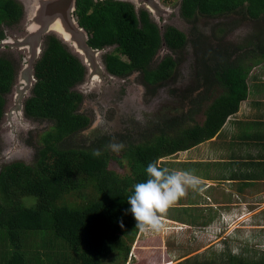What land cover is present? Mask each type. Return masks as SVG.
Masks as SVG:
<instances>
[{"label": "trees", "instance_id": "obj_1", "mask_svg": "<svg viewBox=\"0 0 264 264\" xmlns=\"http://www.w3.org/2000/svg\"><path fill=\"white\" fill-rule=\"evenodd\" d=\"M75 5L74 17L87 32L88 44L111 48L102 55L108 73L118 78L138 73L143 85L156 92L178 64L167 54L152 66L158 51L165 46L177 54L191 44L203 93L187 90L179 107H166L165 113L161 109L142 127L139 140L120 135L124 147L117 155L108 147L113 137L107 134L70 145V139L91 123L78 110L83 96L74 89L84 81L85 68L55 36H45L23 111L49 126L38 135L32 163L0 165V264H124L139 231L127 211V198L135 184L148 178L147 165L166 167L161 159L215 137L246 99L250 69L264 60L261 30L242 45L216 39L212 46L200 33L188 38L173 26L161 34L149 12L135 10L129 2L76 0ZM179 11L188 23L230 14L260 27L264 22V0H180ZM22 16L19 2L0 0V41L5 37L2 28L19 24ZM16 68L13 59L0 55V121ZM197 114L203 116L200 123L194 119ZM93 149L102 155L94 157ZM124 159V175L109 168L111 160L124 168ZM255 162L258 173L262 164ZM74 195L80 201L69 199ZM26 198H33L30 205Z\"/></svg>", "mask_w": 264, "mask_h": 264}, {"label": "rangeland", "instance_id": "obj_2", "mask_svg": "<svg viewBox=\"0 0 264 264\" xmlns=\"http://www.w3.org/2000/svg\"><path fill=\"white\" fill-rule=\"evenodd\" d=\"M19 2L24 9L27 5L24 0H15ZM159 7L155 11L150 10L146 4L136 5L138 9H145L149 12L152 20L158 25L161 31L166 26H173L178 30L184 32L188 38L191 37L193 32H198L206 38V42H210L212 46H216V39L222 43L242 45L246 39L259 33L264 27H260L256 22L250 20H241L234 14L226 15L224 17H199L196 22L188 23L180 16L179 2L180 0H157ZM135 6V5H134ZM23 18V17H22ZM25 18V16H24ZM23 18V19H24ZM233 22L235 23L233 25ZM264 24V23H263ZM261 28V29H260ZM6 38L18 40L25 36V20H21L19 24L7 28H2ZM4 37V38H5ZM208 42V43H209ZM111 48L105 49L99 55L102 60V55L110 51ZM173 55L178 60L177 67L173 77L167 83L160 87L156 92L152 88L145 87L142 83L138 73L127 76L125 78H118L112 76L95 75L88 73L85 80L77 85L74 89L80 92L83 96L78 110L89 117L91 123L89 126L77 133L71 138L70 145L81 143L84 138L93 137L96 134H107L112 136V143H120V135H130L131 139L137 141L140 139V130L151 120L155 114L160 110L165 113L169 108L166 107H179L180 96H185L186 91H193L194 94H202L203 89L197 84L196 75L194 72L196 63V54L191 44H188L181 52L173 54L169 49L163 46L157 53L152 66H155L165 55ZM0 55L7 56L13 59L16 63L18 76L12 91L6 97V106L3 116L0 121V165L10 163L13 161H21L25 164H30L33 161L35 146L37 143L38 135L49 126L46 121L32 120L26 117L23 113L19 112L21 107L18 105L17 98L28 96L30 91L22 89L24 68V59L27 57L25 50H20L18 47H0ZM102 63V62H101ZM20 80V83H17ZM219 90H215L214 95H217ZM24 98V99H25ZM179 98V101H178ZM187 105V104H186ZM196 122L200 123L203 120L201 114L194 116ZM143 127V128H142ZM111 150V149H110ZM111 153H117L111 150ZM167 159V158H166ZM125 167L121 168L113 160L109 162V168L117 173L125 174L126 160L124 159ZM161 165H167L171 168L170 163H165V160H160ZM219 166V165H218ZM219 167L211 168L210 165H205L199 168L204 177L213 175L218 177ZM191 171V168L187 169ZM194 170V173L198 171ZM211 179V178H210ZM214 187H210L207 192L219 195V199L226 203L231 200L230 189L226 190V185L232 187L229 182L222 180H215ZM238 186H242V180L236 182ZM250 185V184H249ZM198 189V188H197ZM230 192L229 194L226 192ZM192 196L182 197L174 205H172L166 213L169 217L178 218L191 217L194 221L197 217L201 218V208L189 209L186 205L193 204L196 201L192 200ZM71 201H80L79 197L74 195L69 198ZM33 198H26L25 204L30 205ZM254 207L250 208V213L245 214L250 221H253L255 232L263 230L264 227V202L262 196L254 198ZM245 208V207H244ZM254 210V211H253ZM207 212V213H206ZM204 215L207 214V220L213 219L217 211L213 208H207ZM251 214V215H249ZM248 218H244L247 220ZM209 219V220H210ZM200 220V219H198ZM197 220V222H199ZM208 220V221H209ZM201 225H205L202 220ZM227 228L224 230V232ZM194 235L198 234L200 230H193ZM156 235V234H154ZM159 235V234H157ZM160 236H163L161 233ZM261 238V237H260Z\"/></svg>", "mask_w": 264, "mask_h": 264}, {"label": "crops", "instance_id": "obj_3", "mask_svg": "<svg viewBox=\"0 0 264 264\" xmlns=\"http://www.w3.org/2000/svg\"><path fill=\"white\" fill-rule=\"evenodd\" d=\"M246 83V99L215 137L161 159L171 164V170L191 168L189 172L200 179L198 189H188L185 195L196 202H184L189 209L201 208L199 222L162 214L163 228L159 232L138 231L124 264H264V227L256 234L254 222L243 216V211L248 214L249 207H254L256 196H262L264 202V60L250 69ZM258 160L262 168L257 173L253 163ZM204 164L219 167V176L204 177L197 169ZM215 180H227L232 185H226V190L232 191L229 203L207 192ZM238 180H242L240 187ZM207 208L217 211L209 221L204 215ZM193 230L200 231L194 235Z\"/></svg>", "mask_w": 264, "mask_h": 264}, {"label": "water", "instance_id": "obj_4", "mask_svg": "<svg viewBox=\"0 0 264 264\" xmlns=\"http://www.w3.org/2000/svg\"><path fill=\"white\" fill-rule=\"evenodd\" d=\"M24 1L26 2V0ZM119 1H125L135 5V10H137L136 5L138 6L139 4H146V6L153 11L159 7L157 0ZM75 3L76 0H28L27 5H24L25 13L23 9L22 17L24 18L25 16V18L21 19L25 20V36L18 40L5 37L0 41V47L15 46L20 50H25L28 54L24 59L25 65L22 70V83H24L22 89L30 91L26 98L31 95V89L35 83L34 66L42 54L45 36L47 35L55 36L67 48L70 54L79 60L81 65L85 68L84 80L88 73H93V77L95 75L115 77L106 71L103 61L99 59L100 53L104 50L93 49L88 44L87 32L79 26L74 17ZM162 32L163 31L160 30L161 34ZM17 76L18 72L16 71V77L12 88L15 85ZM22 79H19L17 83H20ZM24 98L25 96H23L22 91L21 97L18 96L17 98L18 105L21 107L19 112L21 113L26 99ZM5 106L6 102L4 109Z\"/></svg>", "mask_w": 264, "mask_h": 264}, {"label": "clouds", "instance_id": "obj_5", "mask_svg": "<svg viewBox=\"0 0 264 264\" xmlns=\"http://www.w3.org/2000/svg\"><path fill=\"white\" fill-rule=\"evenodd\" d=\"M108 147L118 154L124 145L110 143ZM92 155L99 157L102 152L93 149ZM145 171L148 178L133 186V193L127 198L130 205L127 211L140 232H159L163 228L162 214L184 197L188 189L196 190L200 179L189 171H170L155 162L149 163Z\"/></svg>", "mask_w": 264, "mask_h": 264}, {"label": "flooded vegetation", "instance_id": "obj_6", "mask_svg": "<svg viewBox=\"0 0 264 264\" xmlns=\"http://www.w3.org/2000/svg\"><path fill=\"white\" fill-rule=\"evenodd\" d=\"M149 16H150V14H149ZM238 17V16H237ZM150 18H151V16H150ZM152 19V18H151Z\"/></svg>", "mask_w": 264, "mask_h": 264}]
</instances>
